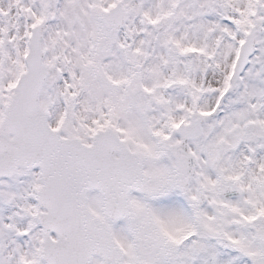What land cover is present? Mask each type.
<instances>
[{
	"label": "snow or ice",
	"instance_id": "6c2138e0",
	"mask_svg": "<svg viewBox=\"0 0 264 264\" xmlns=\"http://www.w3.org/2000/svg\"><path fill=\"white\" fill-rule=\"evenodd\" d=\"M0 264H264V0H0Z\"/></svg>",
	"mask_w": 264,
	"mask_h": 264
}]
</instances>
